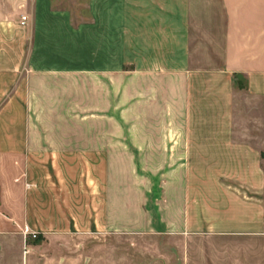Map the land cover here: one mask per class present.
Here are the masks:
<instances>
[{"label":"crops","instance_id":"obj_1","mask_svg":"<svg viewBox=\"0 0 264 264\" xmlns=\"http://www.w3.org/2000/svg\"><path fill=\"white\" fill-rule=\"evenodd\" d=\"M54 2L0 0V264H264V0Z\"/></svg>","mask_w":264,"mask_h":264},{"label":"rangeland","instance_id":"obj_2","mask_svg":"<svg viewBox=\"0 0 264 264\" xmlns=\"http://www.w3.org/2000/svg\"><path fill=\"white\" fill-rule=\"evenodd\" d=\"M57 8H73L77 10L75 22L88 20L90 15L85 7L86 0H54ZM11 4H0V16L11 10ZM22 16L26 15L21 13ZM28 29V24L25 26ZM26 56L23 58L19 75L26 73ZM90 123V117H86ZM100 245V264H181L178 253L185 245L176 238L163 234H108L103 236ZM170 254H175L172 257ZM168 255V256H167ZM176 262V263H175Z\"/></svg>","mask_w":264,"mask_h":264},{"label":"built area","instance_id":"obj_3","mask_svg":"<svg viewBox=\"0 0 264 264\" xmlns=\"http://www.w3.org/2000/svg\"><path fill=\"white\" fill-rule=\"evenodd\" d=\"M27 21H28V16L27 15H23L22 16V24L25 25ZM22 233H23L24 237L36 238L38 236V232L34 231L33 229H31L27 225L23 227Z\"/></svg>","mask_w":264,"mask_h":264}]
</instances>
